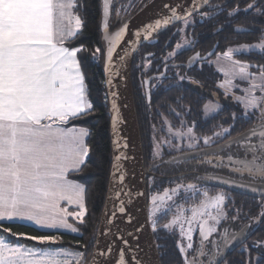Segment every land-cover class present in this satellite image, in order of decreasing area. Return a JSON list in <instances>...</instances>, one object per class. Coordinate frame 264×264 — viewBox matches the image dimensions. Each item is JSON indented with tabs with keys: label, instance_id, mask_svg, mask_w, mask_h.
<instances>
[{
	"label": "snow or ice",
	"instance_id": "obj_1",
	"mask_svg": "<svg viewBox=\"0 0 264 264\" xmlns=\"http://www.w3.org/2000/svg\"><path fill=\"white\" fill-rule=\"evenodd\" d=\"M109 4L110 0H104V39L108 46L103 53L100 48L95 49L93 53L94 57L99 54L105 56V82L109 85L106 99L117 95L111 91L113 78L121 75L120 68L124 66L126 57L135 51L134 48L126 49L123 55L117 51V45L123 39L127 25L115 33H108ZM208 5L209 0H191V7L181 12L178 7L165 4L164 7L170 15L145 25L142 29L143 39L149 40L162 26L176 21H183L185 27L194 24V13L198 12L201 6ZM78 7L82 5H79L77 0H0V264H71L72 260L80 264L83 260V253L70 252L63 248L41 250L19 243V239L23 237L41 245H55L59 239L56 235H27L2 227L4 222L27 221L38 230L64 229L77 233L78 228L69 222V218L81 224L84 222L87 211L86 188L67 179L70 171L79 172L82 169L90 149L85 139L89 135L88 130L66 125L72 120L88 115L93 108L77 60V53L82 49L65 46L79 34L82 27V20L75 11ZM213 7L222 10L221 5ZM253 9L256 15H264V5L259 4V0H252L244 11L247 13ZM238 10L237 7L228 15L233 16ZM211 16L212 13L200 12L202 21ZM135 35L138 40L141 38V32L138 31ZM180 47L178 44L177 48ZM249 51H256L257 55L264 57V32L261 33L258 43L229 47L222 53L209 55L216 56L214 63L217 65V71L225 77L223 82L217 85L225 90V96L238 87L234 84L235 80L247 83L246 88L240 89L243 95L233 94V99L243 106L245 119H250L258 113L256 123L237 137L228 139L223 144H216L215 148H212V145L216 140L231 135L232 126L221 125L220 130L214 132L213 136L203 137L205 149L214 152L223 151L233 144L245 141L246 143L241 145L245 158L234 159L232 155H228L226 160L216 157L215 164L212 158L202 163L229 168L232 173L240 176L247 174L251 183L244 186H250L255 191L257 181L260 182L261 190H264V64L234 59V54ZM173 55L174 53H169V56ZM197 58L203 59L197 53L192 60ZM148 83L149 81H144V84ZM218 108L219 105L205 104L204 112L207 115L209 112H216ZM112 112L115 134L118 115L114 99ZM181 124L183 126V122ZM194 126L193 123L186 131L177 130L175 133L169 126V134L178 139H186L189 149L198 148L200 138L195 135ZM254 137L257 142L251 143ZM113 145L114 151L120 147L115 139ZM176 151H181L179 144ZM204 154L207 156L208 152L205 151ZM158 155L154 152V156ZM248 156H251V159H248ZM121 158L120 155L114 156L110 181L113 187L109 189L110 194H114L117 199L131 195L123 186L115 190L116 173L121 172ZM123 180L124 174L121 172V185ZM182 188L193 194L197 191L196 185L189 183L177 185L170 192L177 194ZM165 191L167 193L169 190ZM202 196L199 204L190 208V216H186L183 206L178 205L173 218L162 226L168 231L178 227L180 237L186 240V244H177L184 264H205L200 259L208 255L204 242L209 241L217 232V225L225 218L222 205L226 198L223 193L209 197L208 193L204 192ZM167 199L170 200L171 196H167ZM61 202L74 206L76 210L69 211ZM153 203H156V198H153ZM118 210L121 213L125 211L122 199ZM157 211L159 208H154L152 215ZM260 217L264 218V211ZM197 225L200 244L194 249L193 232ZM153 230H156L155 221ZM4 233L16 237L17 242H9ZM220 235L224 246L237 238L236 234L229 235L227 229ZM211 244L213 248L222 251V246L215 240H212ZM259 246L260 242L254 244V247ZM190 250L195 252L191 259L187 255ZM219 251L215 255H218ZM121 255L123 256V253ZM215 255H208V264H214Z\"/></svg>",
	"mask_w": 264,
	"mask_h": 264
},
{
	"label": "flooded vegetation",
	"instance_id": "obj_2",
	"mask_svg": "<svg viewBox=\"0 0 264 264\" xmlns=\"http://www.w3.org/2000/svg\"><path fill=\"white\" fill-rule=\"evenodd\" d=\"M250 3L252 0H211L207 7L194 13L192 17L195 21L194 24L185 27L183 21H180L167 28L155 37L153 43L142 44L132 61L131 82L135 110L138 111L141 118L146 117L147 109L150 111L149 118L146 119V122L150 124V129L144 137L145 146L151 148L154 146L151 131L154 125L157 129L161 128V132L164 129L167 130V134L164 136L168 143L160 139H164L160 132L158 137L156 134L154 135L162 147L179 143L182 148L180 153L165 152L158 160L153 158L152 154L149 155L145 152L144 155L143 153L144 167L148 172L146 178L148 216L150 218L151 215L150 225L160 261L163 260L164 264H184L177 244L178 242L183 244L187 242L180 237L178 227L168 231L162 226L173 218L178 205H182L185 215L190 216V208L199 204L204 192H207L209 197L223 193L226 198L222 205L225 218L217 225V232L209 238V241L204 242L208 255H215L219 251V249L213 248L212 240L222 246V251L215 255L214 264H264V218L260 217L261 212L264 211V196L238 191L213 180L224 178L229 181L251 183L247 174L239 176L232 173L229 168H218L208 163H202V161L212 158L213 164H215L216 157H223L226 160L228 155H232L234 159H237L238 155L245 157L244 150L241 152L240 149H242L241 145L246 142L241 141L240 144H233L223 151L208 152L207 156L194 154L188 155L184 159L170 160L178 155L206 150L203 137L213 136L214 132L220 130L221 125L223 127L232 126L231 135L216 140L212 148H215L216 144H223L226 140L246 132L256 123L258 113L252 115L250 119H245L243 106L233 99V94L235 96L243 95L240 89L246 88L247 83L239 79L235 80L234 84L238 87L225 96V90L217 86L223 82L225 77L217 71V65L214 63L216 56L209 55V53H222L229 47L260 42L261 33L264 32V15H256L254 9L245 13L244 10ZM259 4L264 5V0H259ZM215 5H221L222 10L214 8ZM237 7L239 10L233 16H229V12ZM200 12L212 13V16L202 21ZM179 29H184V31H178ZM185 41L188 43L186 44ZM178 44L181 45L180 48H177ZM149 53L152 54L150 57ZM169 53H174V55L169 56ZM197 53L203 59L197 58L193 61L192 58L196 57ZM234 59L264 64V57L257 55L256 51L234 54ZM148 61L150 63H147ZM146 63L147 67H145ZM162 73L163 75H161ZM149 77L154 78L149 82L148 101L144 81ZM205 104L219 105V108L216 112H209L206 115ZM163 105L166 106V112L162 118L160 112L155 114L153 109L158 111ZM233 115H235V120H233ZM181 122H183V126ZM193 123L195 124L194 133L200 138L198 148L189 149L186 139H178L169 134V126L175 133L177 130L186 131L187 127L193 126ZM256 142L257 138H252L251 143ZM182 144L184 145L182 146ZM189 183L196 185L195 194L183 188L177 194L170 192L177 185ZM165 190L169 191L166 193ZM240 195H247L248 197L245 199L251 200L255 204L252 206L250 204L238 205L237 196ZM167 196H171V199H167ZM153 198H156L155 204ZM157 207L159 211L152 215L153 209ZM153 221L156 222L155 231L153 230ZM225 229L229 235L236 234L237 236L238 232H242L236 240L224 246L220 234ZM257 242H260V246L254 247ZM193 243L194 249L199 247L198 225L193 232ZM187 255L191 259L195 255L194 250H190ZM208 255L200 258L205 264H208Z\"/></svg>",
	"mask_w": 264,
	"mask_h": 264
},
{
	"label": "water",
	"instance_id": "obj_3",
	"mask_svg": "<svg viewBox=\"0 0 264 264\" xmlns=\"http://www.w3.org/2000/svg\"><path fill=\"white\" fill-rule=\"evenodd\" d=\"M210 1L211 0H209V2ZM165 4L176 6L181 12H183L185 8L191 7V0H151L112 30H110L108 21L109 34L115 33L127 25L124 37L117 45V51L121 55L124 54L126 49L134 48L135 51H132L131 54L126 57L124 66L120 68L121 75L113 78L111 91L116 92L117 95L114 98L107 99L111 149L110 172L92 252L86 264H114L112 261V254L119 244H121L128 253L130 264H161L147 210L146 178L148 177V172L144 167L142 142L131 84V67L134 55L142 44L146 42L153 43L158 34L180 22L176 21L170 25L162 26L149 40L143 39L144 33L142 32V29L145 25L153 23L156 19H161L166 15H170L168 10L164 7ZM111 5L112 0H110L109 4L108 18L110 16ZM203 7L204 6H201V8ZM104 22V0H102L100 31L101 37L104 41V51H106L108 44L104 39ZM138 31L141 32V38L139 40L135 35ZM104 65L105 56L103 55V73L105 79ZM152 78L154 77H149L145 81L150 82ZM145 85L146 98L149 101V83ZM105 88L106 93L109 92V85L106 82ZM112 99L115 100L116 114L118 115L115 134L113 133ZM114 139L117 140L120 145L115 151L113 145ZM205 151L212 152L211 150L197 151L190 154L178 155L170 160L184 159L188 155L204 154ZM117 155L122 156L119 164L121 166V172L124 174V180L123 185H121V172H117L115 190H119L123 186L125 191L131 193L130 196L121 198L125 209L123 213L118 210L121 206V199L115 198L114 194H110L109 191V189L113 187V185L110 184V181L113 173L114 156ZM213 180L217 183H222L235 188L238 191L257 196H264V190H261L260 183H256V190L254 191L252 187L244 186L245 184H250V182L229 181L224 178H215ZM226 181L229 182L226 183ZM114 213L115 215H113ZM241 232L242 231L238 232L237 236H240ZM125 241H127V244H125ZM109 247L111 248V251H109ZM100 253H104V255H100Z\"/></svg>",
	"mask_w": 264,
	"mask_h": 264
},
{
	"label": "trees",
	"instance_id": "obj_4",
	"mask_svg": "<svg viewBox=\"0 0 264 264\" xmlns=\"http://www.w3.org/2000/svg\"><path fill=\"white\" fill-rule=\"evenodd\" d=\"M77 3L82 5V7H78L75 10L76 14L79 15L82 20V27L79 34L71 42L66 43L65 46L82 49L77 53V60L80 64L81 73L84 75L88 90V99L92 103L93 108L88 115L80 119L72 120L68 124L70 126H83L88 130L89 135L87 136L86 143L90 152L82 169L79 172H69L67 176L81 183L86 188L85 204L87 211L84 222L81 224L78 221H72L74 226L78 228L77 234L38 230L31 225L21 222H4L2 227H8L12 232H22L27 235H56L59 239L55 245H41L26 240L23 237L19 239V242L36 244L44 247L58 246L77 249L86 255V264L92 252L95 234L105 200L111 164V149L109 109L107 99L105 98L106 88L103 73V54H99L96 57L93 56L97 48H100L102 53L104 52V41L100 31L102 0H77ZM119 9H122V5H120L118 0H113L110 16L108 18L110 30L118 27L122 22L116 17L117 10ZM165 98L166 97L163 99ZM153 111L155 114L156 112H160V116L163 118L166 112V106L163 105L158 111L155 109H153ZM149 113L150 111L147 109V111H145L146 117L141 118L136 110L144 155L145 152L149 155L153 152V148L145 146L144 144V137L148 134L150 129V124L146 122V119L149 118ZM247 197V195L237 196V204L254 205V202L245 199ZM0 231H2V228H0ZM4 235L8 237L10 242H17L16 237L10 236L7 233H4ZM161 263L164 264V261L161 260Z\"/></svg>",
	"mask_w": 264,
	"mask_h": 264
},
{
	"label": "rangeland",
	"instance_id": "obj_5",
	"mask_svg": "<svg viewBox=\"0 0 264 264\" xmlns=\"http://www.w3.org/2000/svg\"><path fill=\"white\" fill-rule=\"evenodd\" d=\"M120 5H122V9L120 10H117V14H116V17H118L121 21L125 20L126 18H128L129 16L133 15L135 12H137L139 9H141L146 3H149L151 0H118ZM80 31V30H79ZM165 122V121H164ZM159 132L163 135L164 139L160 138L161 140H164L165 143H168V140H166V137L164 136V134L166 135L167 134V130L164 129L162 132H161V128L157 129L154 125H153V128H152V133H153V152H152V156L153 158H155L156 160L158 159H161L162 155L165 153V152H168V153H180V151H176V146L177 144H172L171 146H168V147H162V144L158 141H156V137H158V134ZM157 135L156 137L154 135ZM165 145V144H164ZM184 144H182L183 146ZM182 149V148H181ZM241 152H243V148L240 149ZM154 152H157L159 155L158 156H154ZM182 154V153H181ZM245 157H243L242 155H238L237 156V159H243ZM248 159H251V156H248ZM240 176V175H239ZM75 211V210H74ZM75 221V220H73ZM149 221L151 222L150 218H149ZM74 225V224H73ZM34 227V226H33ZM36 228V227H35ZM152 229V228H151ZM42 230V229H41ZM50 232H53V231H50ZM57 232V231H55ZM78 233V232H77ZM76 233V234H77ZM35 242V241H33ZM13 243H16V242H13ZM21 244H24L26 247H35V248H39L41 250H55L57 248H63V249H67L68 251L70 252H79V253H83L77 249H73V248H68V247H58V246H48V247H44V246H40V245H36V244H27L25 242H19ZM37 243V242H35ZM39 244V243H38ZM158 250V249H157ZM84 254V253H83ZM85 257L86 255L84 254L83 256V260L80 262V264H84L85 262ZM63 258V257H62ZM71 264H76V262L74 260L71 261ZM115 264V263H114Z\"/></svg>",
	"mask_w": 264,
	"mask_h": 264
},
{
	"label": "bare ground",
	"instance_id": "obj_6",
	"mask_svg": "<svg viewBox=\"0 0 264 264\" xmlns=\"http://www.w3.org/2000/svg\"><path fill=\"white\" fill-rule=\"evenodd\" d=\"M121 253H123V256L121 255ZM112 261L115 264H121V261H123V264H130L128 253L121 244H119L118 247L113 252Z\"/></svg>",
	"mask_w": 264,
	"mask_h": 264
},
{
	"label": "crops",
	"instance_id": "obj_7",
	"mask_svg": "<svg viewBox=\"0 0 264 264\" xmlns=\"http://www.w3.org/2000/svg\"><path fill=\"white\" fill-rule=\"evenodd\" d=\"M72 126H76V127H78V128H80V127L85 128V127H83V126H79V125H72ZM72 126H70V125H66V127H72ZM85 139H87V137H86ZM70 172H71V171H70ZM67 179L70 180V181H75V180H72V179L68 178V176H67ZM75 182H77V181H75ZM77 183H79V182H77ZM80 184H81V183H80ZM61 203H62V206H64V207H68L69 211H74V210H76L74 206H69V205H67L66 202H61ZM72 221H73V219L69 218V222L72 223ZM75 221H76V220H75ZM21 223L31 225V223H30V222H27V221H21ZM72 224H73V223H72ZM31 226H34V225H31ZM34 227H36V226H34ZM36 228H37V227H36ZM42 230H45V231H53V232H55V231H57V232H65V233H69V234H76V233H70V232H68L67 230H64V229H60V230H48V229H42ZM9 242H10V241H9ZM35 242H36V241H35ZM11 243H13V242H11ZM37 243H38V242H37Z\"/></svg>",
	"mask_w": 264,
	"mask_h": 264
}]
</instances>
